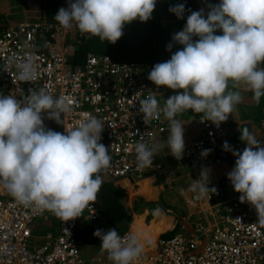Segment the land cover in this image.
<instances>
[{
	"label": "clouds",
	"instance_id": "obj_1",
	"mask_svg": "<svg viewBox=\"0 0 264 264\" xmlns=\"http://www.w3.org/2000/svg\"><path fill=\"white\" fill-rule=\"evenodd\" d=\"M156 2L68 0L54 19L64 29L75 25L82 34L115 44L126 24L152 18ZM208 9L206 17L203 9L191 12L185 27L166 46L168 51L173 44L182 45V49L167 61L153 60L161 63L148 73V80L158 88L182 91L166 99L162 109L155 95L139 102L145 124L161 116L168 121L167 148L177 160L182 159L185 150L180 114L191 110L219 125L241 102L240 92L232 90L241 83L253 93L255 103L259 104L264 97V67L260 66L264 64V0H221L219 4H208ZM185 10L184 4L169 8L178 19H183ZM218 30L222 35L215 34ZM74 54L73 51L68 57ZM8 63L15 66L21 81L36 79L37 66L32 55ZM68 111L64 98H54L43 88L31 90L22 99L12 94L0 95V184L19 203L50 211L63 221L80 217L85 207L96 201L103 184L101 173L111 166L109 148L100 142L104 124L97 117L89 115L64 133L44 126L42 114L47 113L48 119L61 124V117ZM240 132V139L246 144L242 153L234 151L227 141L223 144L225 151L237 157L227 179L240 193V202L254 207L257 220L264 224V142L246 127L240 128ZM162 147L160 143L149 146L143 140L136 144L137 168L144 169L140 175L160 169V165L153 164L159 163L154 158ZM210 152L205 149L201 155L206 157ZM194 181L191 191L198 197L216 192L208 187L207 170ZM160 212L159 208L154 210V214ZM199 217H203L202 213ZM194 221L189 220V226ZM177 227L176 223L157 235H166ZM120 233L116 228L97 229L94 236L99 238L101 250L107 252L112 264H134L143 247L135 235H129L125 242ZM263 262L264 259L260 264Z\"/></svg>",
	"mask_w": 264,
	"mask_h": 264
},
{
	"label": "built area",
	"instance_id": "obj_2",
	"mask_svg": "<svg viewBox=\"0 0 264 264\" xmlns=\"http://www.w3.org/2000/svg\"><path fill=\"white\" fill-rule=\"evenodd\" d=\"M81 36L75 25L64 29L55 19H21L6 25L0 30V95L12 94L22 99L31 90L43 88L54 98H64L69 111L63 114L58 127L56 121H47L42 114L44 126L61 133L77 127L89 115L97 117L104 124L100 142L109 148L111 156L107 172L116 177L139 176L144 169L137 168L136 144L143 140L151 146L156 133L167 129L163 116L145 124L139 111V102L149 95H155L161 109L164 106L161 99L165 86L158 88L147 78L152 67L161 62L117 60L107 52L87 51L81 62L73 63L67 57ZM29 55L34 57L37 76L31 82H23L15 66L8 62L23 61ZM191 120L198 130L193 139L185 142L183 157L197 173L205 167L219 166L228 155L221 140L222 122L216 125L203 114L192 115ZM260 125L264 131V116ZM205 149L211 152L203 157ZM229 172L221 175L225 186L232 185L227 179ZM187 200L199 205L204 222L195 220L189 227L182 222L174 231L157 235L152 247L142 245V254L134 264L261 263L264 224L257 220L254 207L240 202V193L222 205L205 200L204 204L196 193ZM41 213L53 218L56 227L51 225L41 241L35 242L29 222ZM97 213L90 202L80 217L63 221L50 211L19 203L8 192L0 195V264H85L74 230L81 217L94 218ZM129 235H134L129 228L120 233L125 242ZM89 260L112 264L108 255L99 253L90 255Z\"/></svg>",
	"mask_w": 264,
	"mask_h": 264
},
{
	"label": "rangeland",
	"instance_id": "obj_3",
	"mask_svg": "<svg viewBox=\"0 0 264 264\" xmlns=\"http://www.w3.org/2000/svg\"><path fill=\"white\" fill-rule=\"evenodd\" d=\"M68 0H61L62 2V6H64V4L67 2ZM54 19L50 16V14L47 13V8H46V0H0V30H2L6 25L10 24V23H14L17 22L21 19ZM78 44H75L74 48H77ZM116 50V49H115ZM100 52V51H97ZM108 52V51H107ZM118 53H116L117 55ZM83 54L82 53H78V55L76 57H68L69 61H72L73 63H78L81 62L83 59ZM120 57V56H119ZM114 58V57H113ZM126 57H123L121 59L125 60ZM115 59H119V58H115ZM119 59V60H121ZM229 87L231 88V82L229 84ZM238 87L235 89H232L234 91H237ZM182 90H172L169 89L167 87H165V89H163V95L164 98L161 99V101H163L165 103V100L168 99L170 96L177 94L178 92H181ZM253 93L251 91L247 90V87L244 85L242 92H241V97L242 100L239 104L236 105L235 110L233 111L232 114H229V117L226 121L222 122L223 124V131L221 134V140L223 141V143L225 141L228 142L229 146H233L234 142L230 141L233 140L234 138L232 137L233 133L232 130H236L234 127V124L236 121H244L246 120L247 122H243L244 126L243 128H248L249 125H251L252 127H255L257 130H259V126H260V116L264 115V97L261 98V101L259 104L255 103L254 100L252 99ZM194 113L189 110L188 112H184L182 114H180L179 116L181 118H186L189 115H193ZM46 118L47 121L51 120L47 118V113L43 114ZM58 123L56 122V126L58 127ZM169 123L167 121V129L165 131H163L162 133L158 134L156 133L155 137H153V142L154 143H160L165 144L167 141V138L169 136ZM158 134V135H157ZM186 135V134H184ZM185 139V138H184ZM232 148V147H231ZM245 148V144L243 141H240V146L239 149L243 150ZM235 157L231 154H229L228 151V155L223 159V161L228 162L230 164H232L233 166H235ZM180 161L183 160H179L177 166H179V168H182L184 166L183 169H181L180 171H178L177 173L174 172V175L176 174V178L173 179V177H171V174L173 175L172 171L174 170L173 167H171L168 164L160 163V170H162V172L164 173V175H159V177L161 178L160 181L163 182L164 187H160L157 186L155 188V190L153 191L154 197L146 199V198H136L134 202L131 203V210L134 209V211L139 210L140 208H144V207H148V208H153L155 207L156 209L159 208L161 209L162 212H160L159 214H154L152 215V211L153 209H148L149 213L147 214V218L144 222L149 223V226L151 228H155V234H158L160 231H162L163 229H165L166 227L168 228V230H170V227H172L173 225H175L177 223V225L179 226L182 222L185 223V226H189V219H187V217H183V218H176L173 219L175 220L174 224L171 223L172 221V217H167L166 214H173L174 216H176V209H172L169 211V209L167 208V205L173 204V205H177L181 202L180 198L175 196L173 191H168L167 189V185L168 184H174L173 187H175V189H178V187H184L185 191L190 190V193H192L191 191V179L196 177V173L192 170L191 166L189 165V163H185V165H180ZM166 165V166H165ZM176 166V167H177ZM178 168V169H179ZM191 171L190 173H187V171ZM151 173H157L158 171H150V172H144L143 175L140 176H134L132 178L127 177V182H131V184H125L123 181V187L126 189V202H128L129 199H131L133 196H144L143 194H141L143 191H148V187L146 186V182L145 180H142L143 176L145 177L146 175H149ZM213 172H210L209 176V183H213L211 180V175ZM214 174V173H213ZM170 175V176H168ZM173 175V176H174ZM168 176V177H166ZM141 180L138 181V179ZM158 177V178H159ZM108 178H112L111 176H108ZM121 177H117L115 179H120ZM157 179V178H156ZM149 180H152L149 178ZM159 180V179H158ZM112 182V179L107 180V182ZM138 181V182H137ZM215 184L217 185V189L215 192V196L217 195V198H212L213 200H217L216 202L221 204L222 203H226L227 201L230 200V198L235 195L237 192L234 190L233 186H225L222 184L221 182V176L219 178L214 179ZM155 184H157V181H154ZM153 182V183H154ZM130 185V186H128ZM209 185V184H208ZM133 188L134 191H136L134 194H132L131 191V187ZM149 187L151 188L150 182H149ZM144 188V190L142 191V189ZM130 190V191H129ZM138 192V193H137ZM189 193V194H190ZM201 198V197H200ZM167 199H169V203L167 201ZM215 202V201H213ZM186 206H183L184 210H188L187 208H185ZM142 210V209H141ZM135 214H138L135 212ZM159 216H163V217H159ZM151 217V218H150ZM158 217V218H157ZM150 218V219H149ZM192 218H197L196 217H191ZM85 220H87L86 218H84ZM132 219H133V214H132ZM201 220L204 222V219L201 218ZM57 221V218L55 219V222ZM139 220H137L136 222H138ZM140 223H142L141 221H139ZM158 222V223H157ZM122 223V222H120ZM117 223L116 224V229L120 232L121 230L127 228V226H124V224H120ZM134 223V220H133ZM159 223L162 225L164 224L165 226L160 229L159 228ZM219 224H221L220 221H218ZM50 225L55 226L54 224H50L49 219L46 218L44 216L43 213L37 215L36 217L32 218L29 222V226L31 229V237H33L35 239V242H39L41 241V237L44 234V232L50 228ZM133 225V224H132ZM142 225V224H141ZM154 231V230H153ZM78 237V236H77ZM79 238V237H78ZM150 240V239H149ZM80 250H81V255L84 258V263L85 264H95L94 262L89 260V256L92 254H101L102 256H107V252H104L101 250V248L96 247L94 244H89L86 243L84 241H81V239L77 240Z\"/></svg>",
	"mask_w": 264,
	"mask_h": 264
},
{
	"label": "trees",
	"instance_id": "obj_4",
	"mask_svg": "<svg viewBox=\"0 0 264 264\" xmlns=\"http://www.w3.org/2000/svg\"><path fill=\"white\" fill-rule=\"evenodd\" d=\"M220 2L221 0H157L152 18L146 22L137 19L126 24L122 30V37L115 44L103 42L98 37L82 34L81 40L76 43L78 47L74 50L75 54L72 56L76 57L78 53L84 55L87 51H108L114 58L126 57L125 60L141 63L153 60L167 61L175 51L181 50L183 47L179 44H173L171 51L166 50V46L173 43V35L185 27L187 17L191 12L203 9L206 17L209 11L208 4L215 5ZM177 4L185 5L186 10L183 19H178L174 13L169 11L170 7ZM62 7L64 8L61 0H46L47 13L52 18ZM215 34L222 35V32L218 30ZM193 39L196 40L198 37H193ZM116 53L118 54L116 55ZM260 66L264 67V64ZM154 161L174 164L179 160L160 150ZM102 186L104 189H100L96 201L93 202L98 211L97 216L88 218L83 226H77L75 229V234L79 239L94 244L98 248H101L100 240L94 236L97 229L107 231L109 228H116V224L120 222H122L120 224L127 226L132 218L130 205L125 199V188L119 184L107 182L105 179ZM120 232L118 231V233Z\"/></svg>",
	"mask_w": 264,
	"mask_h": 264
},
{
	"label": "crops",
	"instance_id": "obj_5",
	"mask_svg": "<svg viewBox=\"0 0 264 264\" xmlns=\"http://www.w3.org/2000/svg\"><path fill=\"white\" fill-rule=\"evenodd\" d=\"M243 87H244V84H240L239 85V87H238V89H237V91H239L240 92V94H241V92H242V89H243ZM194 113V112H193ZM198 113H194L193 115H197ZM264 115H262V116H260V118L261 117H263ZM178 119L181 121V123H183L184 125H183V128H184V134H186V135H184L183 136V138H185L184 139V141L186 142V141H190L191 139H193L195 136H196V134H197V130H198V126L196 125V123H193V121L191 120L192 119V115H189L188 117H184V118H181L180 116L178 117ZM243 122H247L246 120H244V121H236L235 122V124H234V127H235V129L236 130H232V133H233V135H232V137L234 138L233 140H230V141H233L234 142V144H233V146H231L232 147V149L234 150V151H239V152H241L242 153V151L244 150H240L239 149V146H240V141H241V139H240V136H241V132H240V128L241 129H243V127L244 126H246V125H244V123ZM259 122H260V120H259ZM244 125V126H243ZM248 129H249V131H251L255 136H256V138L258 139V140H260L261 142H264V131L262 130V128H261V125L259 126V130H257L255 127H252L251 125H249V127H248ZM245 144V143H244ZM163 145V147L161 148V150L162 151H165L166 153H169L170 154V152H168V148H167V143H165V144H162ZM245 147H246V144H245ZM229 154H231V155H233L232 154V152L231 151H229ZM234 156V155H233ZM235 157V159H237V157L236 156H234ZM181 160H183V161H180V165H185V163H189L185 158H183L182 157V159ZM160 162V161H159ZM162 163H165V164H168V165H170L171 167H173L174 168V170L172 171V173H173V175H174V172H178V171H180L181 169H183L184 168V166L182 167V168H179V166H177V164L179 163V162H177V163H174V164H172V163H168V162H162ZM190 165V164H189ZM166 166V165H165ZM177 166V167H176ZM234 166L232 165V164H230V163H228V162H222L219 166H217V167H215V168H207V167H205V168H203L201 171H200V173H197V172H195L194 170V172L196 173V177H194V178H192L191 179V185H193V183L195 182L194 180H196V179H199L200 178V175H201V172L203 171V170H207V172H208V175H210V172H213L212 173V175H211V180H212V182L213 183H209V185H208V187L211 189V188H215V189H217V185L215 184V181H214V179H216V178H219L221 175H223V174H225V173H227V172H229V171H231L232 170V168H233ZM179 168V169H178ZM158 171V174L157 173H151V174H149V175H146L145 177L143 176V178H142V180H145V182H146V186L148 187L147 189H148V191L145 193V194H143V193H141V194H143L144 196H141V197H143V198H146V199H149V198H152V197H154V194H153V191L155 190V188L157 187V186H160V187H164V185H163V182L162 181H160V177H159V175H164V173L162 172V170H160V169H158L157 170ZM191 171L189 170V171H187V173H190ZM172 174H171V177H173V179H175L176 178V174L173 176ZM108 176H111L108 172H107V170L106 171H104L103 173H102V178H103V180L105 179V180H109V179H112V182L111 183H113V184H119L120 186H122L123 187V181H124V183L125 184H131L132 185V183L131 182H127V178H120V179H115V178H113L112 176V178H108ZM168 176H170V175H168ZM168 176H166V177H168ZM151 177H152V180L150 181L149 180V178L151 179ZM159 177V178H158ZM157 178V179H156ZM159 179V180H158ZM139 180H141V177H140V179H138V181ZM157 181V184H155V182L154 181ZM137 181V182H138ZM149 182H150V185H151V188L149 187ZM154 182V183H153ZM128 186H130V185H128ZM174 186V184H168L167 185V189H168V191H173V193H174V195L175 196H177V197H179L180 198V200H181V202L179 203V204H177V205H173V204H170L169 203V199H167V201H168V205H167V208L166 209H169V211L170 210H172V209H176L177 210V214H176V216H174L173 214H167V213H164V214H166L167 215V217H172V221H171V223L172 224H174V222H175V220H173V219H176V218H183V217H187V218H189V220L191 221H194V220H201V218L203 219V217H200V218H192L191 219V217H198L202 212L200 211V209L201 208H199L198 206H194V207H192L191 206V203L190 202H188V198H190L191 197V193H190V190H188V191H185V188L184 187H178V189H175V187H173ZM101 188H103L104 189V187L103 186H101ZM131 188V191L130 192H132V194H134L136 191H134L133 190V188H132V186L130 187ZM125 191H126V189H125ZM7 193V190L3 187V185L2 184H0V195H2V194H6ZM138 193V192H137ZM190 193V194H189ZM194 193V192H193ZM215 196V193H212V192H210L209 193V196L208 195H205V196H203V197H199V199L200 200H205L206 202H208L209 204L211 203H214L213 201H217V200H213L212 198H217V195H216V197H214ZM138 197H140V196H133L131 199H129L128 200V204L130 205V208H131V203L132 202H134L135 201V199L136 198H138ZM205 201L203 202L204 204H205ZM208 203H206V204H208ZM183 206H186L185 208H187L188 210H184L183 209ZM154 208V210H156V208L155 207H153ZM153 208H149V209H153ZM132 209V208H131ZM142 210H139L140 211V213H144V221L146 220V216H147V214L149 213V211H148V209H147V207H144V208H141ZM202 210V209H201ZM132 211V214H133V217H134V215H135V212H137L138 210H136V211H134V209L133 210H131ZM139 213V214H140ZM152 213H153V211H152ZM159 217H163V216H159ZM151 218V217H150ZM149 218V219H150ZM49 219V218H48ZM136 220V218H134V223H132V218H131V220H130V222H129V224L127 225V227L131 230V231H133V233L137 236V238H138V235L134 232V228L135 229H137V227H138V224L140 223L139 221H138V224H137V222L135 221ZM49 222H50V224L52 223L53 224V218H50L49 219ZM85 219L83 218V217H81L80 219H79V221H78V223H77V226H83L84 224H85ZM142 222V221H141ZM158 223V222H157ZM133 224V225H132ZM55 226L54 227H56V224H54ZM132 225V226H131ZM51 226V225H50ZM147 226V228H148V230H147V233L148 234H150V232L149 231H151V235H149V239H150V243L149 244H146V242L143 244V243H140L141 245H143V246H145L146 248L147 247H152L153 245H154V236H155V238H156V236H157V234H155L154 235V232L156 231L155 230V228H151L149 225H146ZM165 225L164 224H160L159 223V228L160 229H162L163 227H164ZM150 228H151V230H150ZM154 230V231H153ZM146 232V231H145ZM149 239H147V241L149 240ZM139 240V239H138ZM262 264H264V262L262 263Z\"/></svg>",
	"mask_w": 264,
	"mask_h": 264
},
{
	"label": "bare ground",
	"instance_id": "obj_6",
	"mask_svg": "<svg viewBox=\"0 0 264 264\" xmlns=\"http://www.w3.org/2000/svg\"><path fill=\"white\" fill-rule=\"evenodd\" d=\"M144 190V188L142 189V191ZM147 192V191H146ZM145 191H143L142 193L143 194H145L146 193ZM143 208V207H142ZM147 209H149L148 207H147ZM139 210H141V209H139ZM137 211L136 213H138V214H135L134 215V217H133V219H132V223H133V220H134V218H136V220L135 221H137V220H140V221H142V223H139L138 224V222H137V224H138V227H137V229H133L134 230V232L138 235V239H139V242L140 243H145L146 242V244H149L150 242V240H148L147 241V239H149V235H151V231H149L150 232V234H148L147 233V230H148V228H147V226L146 225H149V223H146V222H144V213H140V211ZM162 212V211H161ZM140 213V214H139ZM153 213H154V210H153ZM153 213H152V215H153ZM158 218V217H157ZM142 224V225H141ZM132 226V225H131ZM150 230H151V228H150ZM129 231L131 232V233H133V231H131L130 229H129ZM146 231V232H145ZM134 234V233H133ZM135 235V234H134ZM136 236V235H135ZM137 237V236H136ZM154 240H155V236H154ZM146 246V245H145ZM145 246H143V247H145ZM146 248V247H145ZM148 248V247H147Z\"/></svg>",
	"mask_w": 264,
	"mask_h": 264
}]
</instances>
